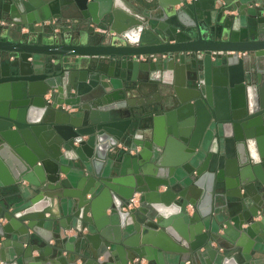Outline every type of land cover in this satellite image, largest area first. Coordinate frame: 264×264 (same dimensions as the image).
Instances as JSON below:
<instances>
[{"label":"water","instance_id":"1","mask_svg":"<svg viewBox=\"0 0 264 264\" xmlns=\"http://www.w3.org/2000/svg\"><path fill=\"white\" fill-rule=\"evenodd\" d=\"M165 253L264 264V0H0V264Z\"/></svg>","mask_w":264,"mask_h":264},{"label":"crops","instance_id":"2","mask_svg":"<svg viewBox=\"0 0 264 264\" xmlns=\"http://www.w3.org/2000/svg\"><path fill=\"white\" fill-rule=\"evenodd\" d=\"M48 214V212H46V215ZM66 233L69 238H68V245L70 246V251H63L62 252V256L64 257H68V256H71V251H77V240L76 238L73 236L74 235V231L72 229L70 230H62V233ZM54 240L51 239L49 240V243H53ZM36 251H33V254H35ZM165 256H166V260L168 261H176L178 258L184 262L185 264H188L189 263V259H190V256L188 253H165ZM80 260H77V263L79 262ZM141 264H146V261L145 259H142L141 260Z\"/></svg>","mask_w":264,"mask_h":264},{"label":"built area","instance_id":"3","mask_svg":"<svg viewBox=\"0 0 264 264\" xmlns=\"http://www.w3.org/2000/svg\"><path fill=\"white\" fill-rule=\"evenodd\" d=\"M134 200H135L134 197H132V198L129 199L130 202H133ZM129 205H130V203H129Z\"/></svg>","mask_w":264,"mask_h":264}]
</instances>
